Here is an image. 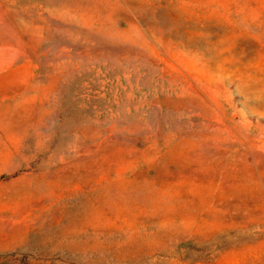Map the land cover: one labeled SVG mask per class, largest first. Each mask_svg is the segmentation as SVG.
I'll use <instances>...</instances> for the list:
<instances>
[{
	"label": "rangeland",
	"instance_id": "1",
	"mask_svg": "<svg viewBox=\"0 0 264 264\" xmlns=\"http://www.w3.org/2000/svg\"><path fill=\"white\" fill-rule=\"evenodd\" d=\"M0 43V264H264V0H0Z\"/></svg>",
	"mask_w": 264,
	"mask_h": 264
},
{
	"label": "crops",
	"instance_id": "2",
	"mask_svg": "<svg viewBox=\"0 0 264 264\" xmlns=\"http://www.w3.org/2000/svg\"><path fill=\"white\" fill-rule=\"evenodd\" d=\"M33 65L22 59L17 45L0 43V97H9L21 92L28 83Z\"/></svg>",
	"mask_w": 264,
	"mask_h": 264
},
{
	"label": "bare ground",
	"instance_id": "3",
	"mask_svg": "<svg viewBox=\"0 0 264 264\" xmlns=\"http://www.w3.org/2000/svg\"><path fill=\"white\" fill-rule=\"evenodd\" d=\"M219 83V82H218ZM236 116H237V114H236ZM10 153V152H9Z\"/></svg>",
	"mask_w": 264,
	"mask_h": 264
}]
</instances>
